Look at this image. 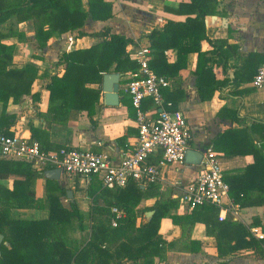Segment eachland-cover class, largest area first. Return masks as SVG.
I'll return each mask as SVG.
<instances>
[{"label": "trees", "instance_id": "1", "mask_svg": "<svg viewBox=\"0 0 264 264\" xmlns=\"http://www.w3.org/2000/svg\"><path fill=\"white\" fill-rule=\"evenodd\" d=\"M189 1V4L181 3L178 9L168 10L178 16H187L185 21L167 22L162 32L154 31L149 36L154 72L168 80L176 77L187 67L189 55L196 53L198 63L194 76L202 102L211 101L215 93L224 88L238 89L252 82L257 73V68L252 69L253 62L264 60L260 54L248 55L237 68L234 80L229 76L218 80L217 68L222 67L225 75L230 69L229 55L227 49L224 50L227 43L208 38L205 20L218 12L219 0ZM113 17L114 4L104 0H0L1 135L13 136L9 130L16 117L7 113L10 101L18 105L27 96H33L35 102L40 101V94L33 93V85L38 79L48 81L50 93L48 111L43 118L50 123L66 124L72 110L94 114L101 91L89 88V85H100L104 75L112 71L127 74L140 68L130 58V48L139 44L123 35L112 34L109 28L92 34L102 40L100 43L60 57L57 64L66 66L62 77L40 73L30 64L17 67L14 64L17 47L7 41L12 38L25 41L20 25L32 23L37 48L44 51L55 37L75 31L79 32V38L87 36L82 30L89 20L107 22ZM205 43L212 49L204 50ZM169 50H177V62L168 61L165 53ZM245 91H234V94L241 95ZM164 97L166 103L172 104L168 110L176 111L173 95L167 93ZM230 119L240 122L239 112L232 111ZM31 133L32 140L39 142L46 151L40 130L31 125ZM211 148L226 157L253 158L245 168L226 173L225 181L230 186L233 202L242 209L264 207V122L256 121L242 129L228 128L216 138ZM21 165L26 171H18L22 169ZM10 176L15 179L14 192L0 197V234L4 236L0 264H166L168 251L178 243L166 242L160 236L162 220L170 218L176 225H183V222L194 224L200 216L207 223L208 234L218 242L219 256L245 249H264V240L258 243L243 224L232 220L219 222V209L215 206L201 207L189 216L179 218L171 216V210L178 207L179 201L161 199L153 207L142 210L144 213L154 212L152 220L137 225L139 213L136 210L147 199L148 190L134 182L126 188L107 189L97 181L96 189L90 193L93 224L88 231L77 202L69 200L66 205L68 190L60 182L51 180H47L48 218L25 220L13 216L12 209L44 207L36 200L35 194L39 173L30 164L0 161V177ZM115 207L127 213V218L117 228L112 226V209ZM257 226H261V222L255 219L252 227ZM70 228L78 233L77 237L69 235ZM189 246L192 251L201 249L198 242H190ZM156 259L160 262L156 263Z\"/></svg>", "mask_w": 264, "mask_h": 264}, {"label": "crops", "instance_id": "2", "mask_svg": "<svg viewBox=\"0 0 264 264\" xmlns=\"http://www.w3.org/2000/svg\"><path fill=\"white\" fill-rule=\"evenodd\" d=\"M104 1L114 4L115 17L107 22L89 20L82 30L87 36L79 38V32L75 31L55 37L49 41L47 49L44 51L37 48L32 23L20 25V30L26 37L25 41L21 42L18 38L7 41L17 47L14 56L15 66L23 67L30 64L36 67L40 73L62 77L66 66L57 63L64 53L70 52L68 50L65 52L66 38L69 35L75 37L77 40L75 50L90 48L102 41L93 37L92 34L106 28H109L112 34L123 35L139 44L131 47L130 51L150 46V34L154 31L162 32L167 22H180L187 18V16H178L168 10L178 9L181 3H190L189 0ZM205 22L207 36L210 40L227 43L224 50L227 49L229 55L230 69L228 75H225L222 67L217 68L218 80H224L228 76L234 80L237 68L242 66L248 55L260 54L264 57V0H219L218 12L207 17ZM203 49L211 50L212 46L205 43ZM165 55L170 63H175L178 60L177 50L166 51ZM197 63L198 55L191 53L188 57L187 67L181 70L178 76L170 78L171 87L163 91V96L167 93L173 95L176 101V111H181L185 115L191 129V148L186 162L182 165H167L163 171L162 182L159 184L150 187L141 186L143 189L147 188L148 196L137 207V213L145 208L153 207L161 199H171L179 201L178 207L171 210V216L179 218L189 216L192 211L181 208L180 195L182 190L201 174V159L205 149L211 147L216 138L228 128L242 129L251 126L256 121L264 122V89H254L251 85L252 82L243 84L238 89L224 88L222 91H217L211 101L202 102L194 76ZM262 64H264V60H255L252 69L257 68L258 70ZM112 73L119 74L114 71ZM130 73L134 72L120 74L119 105L110 106L107 104L101 89L103 81L100 85H89V88L101 91V98L95 107L94 114L89 115L86 111L72 110L66 124L50 123L43 118V115L48 111L50 93L47 90L48 81L38 79L33 85V93L40 94V101L35 102L33 96L25 97L18 105L10 101L7 113L14 115L16 119L9 132L11 135L32 139V125L42 133V144L48 152H56L62 148L91 149L94 152L105 151L110 154L114 164H120L123 159L134 152L139 137L136 111L130 96L125 93V88L130 81ZM234 91H245V93L238 95L234 94ZM151 101L150 98L145 99L142 109L155 118V109L153 101ZM234 110L239 112L240 122H233L230 119ZM1 114L2 108L0 107V116ZM97 142L104 143L103 149L96 145ZM220 154L225 174L243 169L253 161L251 156L226 157L223 153ZM161 159L162 153H157L150 157V162L157 164ZM25 168L22 166V169H18V171L24 172ZM20 178L21 176L18 175V179ZM47 180L50 179H47L45 174L39 173L35 186L36 200L42 202L44 207L41 209L13 207V216L25 220L48 218ZM97 181L100 182L97 178L90 181L82 178L69 180L64 176L58 181L68 192H72L73 198L70 199L68 196L64 203L67 205L69 200L77 202L84 214L86 228H90L93 224L90 218L93 198L90 193L96 189ZM14 189L15 179L13 176L0 177V197L8 196L14 192ZM230 199L232 200L231 196ZM35 212L37 213L35 214ZM148 213L151 212H146L145 216ZM240 213L241 220H233L232 216L228 215L226 221L239 222L249 232L252 228H261L264 233V207L241 208ZM152 218L148 219L147 217V220L142 222L138 220L137 225L148 224ZM255 219L261 222V226L252 227ZM218 221L221 222L220 219ZM183 223V225H176L170 218H165L161 222L159 234L163 240L178 243V246L168 251L166 264H264V249H245L235 254L219 256L218 242L213 235L208 234L207 223L201 216L194 224ZM255 240L258 243L262 242ZM190 242L200 243V251H192L189 246ZM159 262V259H156V263Z\"/></svg>", "mask_w": 264, "mask_h": 264}, {"label": "built area", "instance_id": "3", "mask_svg": "<svg viewBox=\"0 0 264 264\" xmlns=\"http://www.w3.org/2000/svg\"><path fill=\"white\" fill-rule=\"evenodd\" d=\"M67 50L73 51L76 39L67 38ZM130 58L140 68L130 73L125 93L130 96L136 111L139 137L134 152L114 164L109 153L94 152L91 149H62L47 152L39 142L18 135L0 134V161H22L30 164L34 171L45 174L49 170H61L69 180L78 178L90 181L97 178L107 189L126 188L131 183L150 187L162 182L164 168L169 164H184L191 148L192 133L185 115L181 111H169L171 103H166L163 91L171 87L170 81L158 76L151 68L153 50L150 46L139 47L130 52ZM257 90L264 89V64L251 83ZM150 98L155 109V118L142 109L143 101ZM99 148L103 142H97ZM162 153V159L153 164L150 157ZM221 154L207 148L201 159L202 172L188 184L180 195L181 208L193 211L205 206H215L220 210L221 222L228 215L233 220H241V207L230 199V186L225 181V171L221 165ZM112 226L127 218V213L119 208L112 209ZM252 237L264 240L261 228L250 230Z\"/></svg>", "mask_w": 264, "mask_h": 264}, {"label": "water", "instance_id": "4", "mask_svg": "<svg viewBox=\"0 0 264 264\" xmlns=\"http://www.w3.org/2000/svg\"><path fill=\"white\" fill-rule=\"evenodd\" d=\"M67 51V48L65 49V52ZM120 74H114L109 73L104 75L103 77V84L101 86V89L104 93V98L107 101V104L110 106H117L119 105L120 100ZM45 177L47 179L53 180V181H60L62 177L61 170H51L47 171L45 173ZM68 196L70 199L73 198V194L71 191L68 192ZM154 215V212L148 213L147 217L148 219H151ZM4 243V236L0 234V248L2 244Z\"/></svg>", "mask_w": 264, "mask_h": 264}, {"label": "rangeland", "instance_id": "5", "mask_svg": "<svg viewBox=\"0 0 264 264\" xmlns=\"http://www.w3.org/2000/svg\"><path fill=\"white\" fill-rule=\"evenodd\" d=\"M67 186V185H66ZM89 207H90V205H89ZM37 212H35V214H36ZM139 214H138V220H139V222H142L143 220H147V215L145 216V213L144 212H142V211H139L138 212ZM89 230V228H87V231ZM69 235L71 236V237H77L78 236V233H76L73 229H69Z\"/></svg>", "mask_w": 264, "mask_h": 264}]
</instances>
